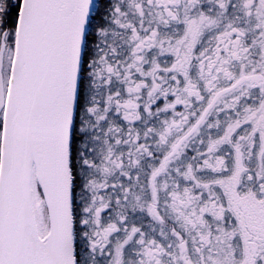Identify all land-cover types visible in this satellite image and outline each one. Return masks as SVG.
Masks as SVG:
<instances>
[{
    "label": "snow or ice",
    "instance_id": "6c2138e0",
    "mask_svg": "<svg viewBox=\"0 0 264 264\" xmlns=\"http://www.w3.org/2000/svg\"><path fill=\"white\" fill-rule=\"evenodd\" d=\"M0 264H264V0H0Z\"/></svg>",
    "mask_w": 264,
    "mask_h": 264
}]
</instances>
